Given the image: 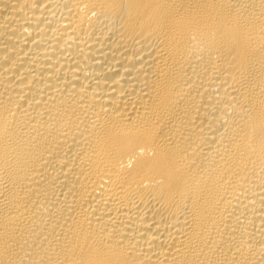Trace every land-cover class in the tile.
I'll use <instances>...</instances> for the list:
<instances>
[{
    "label": "bare ground",
    "instance_id": "bare-ground-1",
    "mask_svg": "<svg viewBox=\"0 0 264 264\" xmlns=\"http://www.w3.org/2000/svg\"><path fill=\"white\" fill-rule=\"evenodd\" d=\"M0 264H264V0H0Z\"/></svg>",
    "mask_w": 264,
    "mask_h": 264
}]
</instances>
